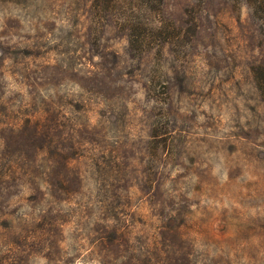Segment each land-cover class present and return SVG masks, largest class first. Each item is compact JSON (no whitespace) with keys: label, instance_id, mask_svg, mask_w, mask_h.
Wrapping results in <instances>:
<instances>
[{"label":"rangeland","instance_id":"rangeland-1","mask_svg":"<svg viewBox=\"0 0 264 264\" xmlns=\"http://www.w3.org/2000/svg\"><path fill=\"white\" fill-rule=\"evenodd\" d=\"M92 2L0 0V264H264L261 12Z\"/></svg>","mask_w":264,"mask_h":264},{"label":"trees","instance_id":"trees-1","mask_svg":"<svg viewBox=\"0 0 264 264\" xmlns=\"http://www.w3.org/2000/svg\"><path fill=\"white\" fill-rule=\"evenodd\" d=\"M247 2L261 12L264 22V0H247ZM161 5L162 0H93L92 10L99 18L106 17L112 12V15H118L121 20L120 25L125 26L130 46L136 51H142L152 43L165 39L162 26L153 28L146 24L150 13L159 12ZM251 71L264 107V63L253 65Z\"/></svg>","mask_w":264,"mask_h":264}]
</instances>
